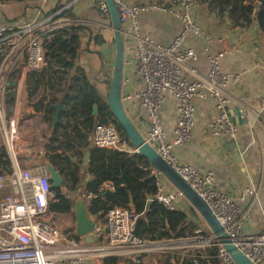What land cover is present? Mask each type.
I'll return each instance as SVG.
<instances>
[{
  "label": "built area",
  "instance_id": "built-area-1",
  "mask_svg": "<svg viewBox=\"0 0 264 264\" xmlns=\"http://www.w3.org/2000/svg\"><path fill=\"white\" fill-rule=\"evenodd\" d=\"M171 1L174 7L170 8L156 3L132 5L127 0H115L123 26L130 19L134 21V28L124 31V38L131 37L136 42L137 73L146 85L137 94L123 93L122 101L125 107L127 103H137L145 108L149 124L143 135L146 143L205 201L231 244L254 264H264V233L254 237L247 233L246 213L241 204L248 196L255 195V191L247 188L240 196L222 193L215 187L213 172L201 175L194 167L181 163L175 155V147L187 144L192 137L196 103L200 99L213 98L216 103L219 114L210 123V132L219 137L236 136L237 126L229 114L225 88L229 84L239 83L241 76L222 70L221 58L227 51L214 54L206 50L210 65L207 76H199L194 67H188L189 62L199 59L200 53L192 48L183 49L185 39L189 35L199 38H206L207 35L195 19L194 0ZM77 2L68 1L66 10ZM99 7L111 23L105 0H100ZM149 10L170 12L182 23V33L171 45H158L140 31L137 17ZM60 14L62 11L23 26L0 24V50L3 53L0 65V131L8 144V153L14 158L13 166L0 171V264H105L107 257H125L133 261L138 256L160 251L171 250L172 253L178 247L193 250L191 264H205L202 255L197 254L196 250H206L209 254L214 251L224 264H236L224 242L212 229L206 233L199 227L195 235L187 239L149 241L135 232L134 210L115 207L105 212L104 200H98V195L94 193H87V203L75 211V214L87 215L90 222L89 234L79 243L64 233L55 221L61 211L53 203L56 185L51 176L38 177L28 169L15 166L14 143L26 114L7 118L5 97L10 94L11 73L18 62L19 51L26 54L30 71H40L46 67V46L52 39V33L78 23L70 18H58ZM112 44L107 41V48ZM190 73L191 77L188 76ZM127 84L128 80H123V90ZM169 95L178 100L176 136L173 140L166 139L160 119V109ZM92 139L94 146L99 149L138 154L134 146L125 145L119 130L112 123L97 124ZM144 169L151 171L158 179L157 200L166 208L177 209L179 199L189 202L179 190L167 191L162 180L163 174L157 169L152 166ZM114 189L113 184L106 183L100 191Z\"/></svg>",
  "mask_w": 264,
  "mask_h": 264
},
{
  "label": "crops",
  "instance_id": "crops-1",
  "mask_svg": "<svg viewBox=\"0 0 264 264\" xmlns=\"http://www.w3.org/2000/svg\"><path fill=\"white\" fill-rule=\"evenodd\" d=\"M68 1L70 2V0L0 1V24L15 27L23 26L36 21L38 18L50 17L60 11H62V14L58 18H70L71 21L78 22L77 24L85 27L80 32V52L75 60V67L65 75L64 81L55 92V97L61 101L68 96V93H72L73 91H70L68 86L73 83L75 77H79L82 72H85L92 84L108 99V82L111 78L108 61H106L107 54L103 50L108 45L106 43L103 46H96L91 40L90 32L103 35L107 40L108 32L112 29L111 23L100 11V0H78L72 7L71 12L66 13L69 10L65 8ZM127 1L132 5L153 3L146 0ZM194 3L195 19L207 36L206 38H199L189 35L185 39L183 49L192 48L200 53L199 59L195 62H189L188 67H194L199 76H207L210 65L206 57V50L214 54L227 51L221 58L222 70L229 74H239L241 76L239 83L229 84L225 88L229 100V114L239 111L238 121L236 123L233 121L237 126V134L235 137L214 136L210 132L209 125L219 114L216 103L213 98L200 99L196 103L192 137L187 144L175 147L174 152L181 163L194 167L201 175L209 171L213 172L215 187L222 193L240 196L243 190L253 189L255 195L248 196L246 201L241 204L246 213L245 229L247 233L252 237L258 236L264 233V32L260 29L257 18L259 8L257 7L253 16L249 19L250 22L247 27H233L228 18L219 19L211 14L208 5L203 3L202 0H194ZM168 7H174L171 0H169ZM137 20L140 31L154 43L162 46L171 45L183 30L180 20L167 11H143L138 15ZM133 28L134 21L132 19L128 20L123 26L125 32ZM91 44H94L97 48L90 47ZM125 44L123 80H128V84L125 86L123 93L134 95L143 91L146 85L137 73L138 60L135 40L126 37ZM96 50L100 51L103 57H100L95 52ZM18 54V62L14 66L10 78V94L13 102H10L8 96L5 97L7 118L18 117L21 113L26 114V118L20 123L19 136L14 143L15 160H17L15 166L28 169L38 177L42 176L43 172L44 175H50L46 164L51 160L47 159L43 167L38 166V162L43 156H47L46 143L60 118L57 114L54 124L46 123L44 114L36 112L29 105L27 82L30 70L27 67V56L23 51H19ZM14 73L15 79L12 80ZM188 76L191 77L192 74L190 73ZM177 104L178 100L169 95L160 109V119L167 140H173L176 136ZM58 105H62L63 110H65V105L61 102H58L55 107ZM126 110L142 135L146 134L149 124L145 108L137 103H127ZM0 134L9 152L6 146L8 144L1 131ZM89 142L95 147L92 135ZM125 145L129 147L127 142H125ZM85 156L77 155L69 161L58 166L55 165L64 179L63 184L60 186L61 189L66 186L68 190L66 191L69 192V189L75 187L78 159L83 163L85 185L91 179L86 173L88 166L84 165ZM9 158L11 160L10 164L0 155V171H5L13 166L14 158L11 155ZM162 180L168 192L178 191L164 174ZM58 188L55 186L53 193ZM81 192L84 195L77 198V209L83 207L81 206V199L84 200L85 204L87 203V193L84 186H82ZM55 199H57V196ZM176 207L177 209L189 210L193 214V221L205 226L206 233L210 232V227L204 218L200 214L193 213L190 202L179 199ZM75 211L73 210L72 214L75 215ZM55 221L58 226L62 224L56 218ZM74 226L77 230L76 222ZM195 252L197 253V250ZM213 252L209 254L208 251L203 250L202 257L208 261L213 260L214 264H218V262L224 264ZM192 255L193 250L187 251V249L178 247L176 251L171 253L166 264H188ZM120 258L118 264H133V261L126 258L121 261ZM148 262L151 264H165L162 260H154L151 255L143 257V264H148Z\"/></svg>",
  "mask_w": 264,
  "mask_h": 264
},
{
  "label": "trees",
  "instance_id": "trees-1",
  "mask_svg": "<svg viewBox=\"0 0 264 264\" xmlns=\"http://www.w3.org/2000/svg\"><path fill=\"white\" fill-rule=\"evenodd\" d=\"M2 2H22L24 0H0ZM140 1V0H139ZM161 6H169V0H146ZM208 5L211 14L219 19L228 18L233 27H247L250 18L257 7V18L260 29L264 32V4L258 0H202ZM70 8L69 11L71 12ZM59 11V10H58ZM57 12V10H56ZM55 12V13H56ZM82 25L72 24L52 33V39L46 46L47 65L40 71H30L28 78L30 106L36 112L43 113L46 123L54 124L57 115L55 105L58 102L65 105L59 122L54 126L52 135L46 143L47 157L58 166L71 160L74 156L84 157L91 150V158L86 173L91 179L85 185L86 193L98 195V200H104V210L108 212L115 207H127L133 203L135 232L138 236L149 241H167L191 238L195 231L202 227L193 221V214L189 210L166 208L157 200L158 179L151 174L150 162L140 154H129L119 150H104L93 147L89 139L97 124H115L121 134L123 142L131 147L129 137L114 113L111 111L108 99L92 84L85 72L75 77L68 88L63 100L55 97V92L65 79L70 69L75 67V60L81 47L80 32ZM91 40L96 46H103L107 40L103 35L90 32ZM103 57V54L96 50ZM3 53L0 50V65ZM15 79V73L12 80ZM110 88V80L108 82ZM13 102L11 94L8 95ZM12 99V101H11ZM8 100V99H7ZM9 102V100H8ZM98 106L99 114L94 115V108ZM0 155L10 164L9 153L0 134ZM111 183L114 190L101 192V187ZM76 222V218L74 217ZM73 231V232H72ZM76 240V228L66 231ZM202 255V251H197ZM143 257L133 259V264H143ZM205 264H214L213 260H206ZM218 262V261H217ZM119 257L112 256L105 259V264H118ZM188 264H191V260ZM219 264V262H218Z\"/></svg>",
  "mask_w": 264,
  "mask_h": 264
},
{
  "label": "water",
  "instance_id": "water-1",
  "mask_svg": "<svg viewBox=\"0 0 264 264\" xmlns=\"http://www.w3.org/2000/svg\"><path fill=\"white\" fill-rule=\"evenodd\" d=\"M261 4H264V0H258ZM110 11V20L112 29L108 32L107 40L112 42L115 46V60L113 64V74L110 80V89L108 94V104L111 111L114 113L117 121L123 127L127 133L130 142L133 144L138 154L146 158L152 167L157 169L159 172L164 174L167 179L174 184V186L182 192L186 198L191 203V209L194 214H200L210 229L220 237L224 242L228 253L232 256V259L236 264H254L251 262L242 252H240L234 245L231 244L229 237L225 233L224 228L217 220L213 212L207 206L205 201L185 182L165 161L160 155L146 143L142 133L139 131L133 120L130 118L126 107L122 101L123 94V77H124V67H125V52L126 44L124 38L123 24L120 20V13L118 9V4L115 0H105ZM29 97V94H27ZM57 114H60L63 110L62 105L56 107ZM99 114L98 106L94 108V115ZM233 121L236 123L238 121L239 111L230 113ZM246 122V121H245ZM91 158V151L87 152L85 156L84 165L88 166ZM47 171L50 173L52 180L55 182L57 187H60L64 179L57 167L48 161ZM85 202L81 199V206H84ZM130 209L135 210L133 203L129 206ZM76 224H77V236L85 237L90 232V222L89 218L85 214H75ZM121 261L125 260V257L120 258Z\"/></svg>",
  "mask_w": 264,
  "mask_h": 264
},
{
  "label": "rangeland",
  "instance_id": "rangeland-1",
  "mask_svg": "<svg viewBox=\"0 0 264 264\" xmlns=\"http://www.w3.org/2000/svg\"><path fill=\"white\" fill-rule=\"evenodd\" d=\"M91 46L93 48L96 47L94 44H91L90 47ZM103 50H104L105 54H107L106 61H108V70L110 72V78H111L112 77L111 75L113 74V64H114V60H115V49H114V46L112 44L108 48L104 47ZM109 80H111V79H109ZM107 93L109 94V85H108ZM47 159H49L47 156H45V157L43 156L39 160L38 166L43 167V165L45 164ZM77 165H78V168H77L78 169V171H77V179H76L77 183H76L75 187L73 186L74 187L73 189H69V192H67L68 190H67L66 186H63L62 189L59 187V189L55 190L54 197L56 198V196H57V199H54L55 202L53 201V203L55 204V207L57 209H58V207L62 208L64 206L65 202L74 203V205H76V207H77L78 206L77 203H76L77 198H79L80 196L82 197L84 195V193L81 192L82 191V186L85 187V179H84L85 173H84V170H83L82 161H80L78 159ZM44 174H45L44 172L41 174L42 177L45 176ZM72 212H73V210L62 211L61 215L56 217V220H58V222L61 221L62 224L59 227L64 231V233L69 235L75 241L81 243L83 241L81 237H79L80 240H76L72 236V233L69 234V233L66 232L68 230L75 229V226H74V224H75V221H74L75 215L72 214ZM200 225L202 226V228L205 231V228H204L205 226H203L202 224H200ZM76 234H77V230H76ZM170 255H171V250H165V251H160V252H156V253L151 254V256H153L154 260L155 259L156 260H162V262L165 263V264L168 262V259H169ZM60 264H64V263L61 262ZM148 264H151V263L148 262Z\"/></svg>",
  "mask_w": 264,
  "mask_h": 264
},
{
  "label": "bare ground",
  "instance_id": "bare-ground-1",
  "mask_svg": "<svg viewBox=\"0 0 264 264\" xmlns=\"http://www.w3.org/2000/svg\"><path fill=\"white\" fill-rule=\"evenodd\" d=\"M76 209H77L76 205H74V203H70V202H65V204L62 208L58 207V211H68V210H74L75 211Z\"/></svg>",
  "mask_w": 264,
  "mask_h": 264
}]
</instances>
